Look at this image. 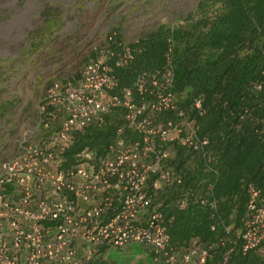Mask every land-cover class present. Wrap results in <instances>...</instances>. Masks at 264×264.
<instances>
[{"label":"built area","instance_id":"obj_1","mask_svg":"<svg viewBox=\"0 0 264 264\" xmlns=\"http://www.w3.org/2000/svg\"><path fill=\"white\" fill-rule=\"evenodd\" d=\"M132 60L126 43L93 48L75 79L53 80L45 89L16 153L0 160V264H95L104 249L130 243L147 248L159 264H207L211 258L216 241L171 243L173 217L156 201L183 182L171 164L177 145L212 171L209 138L179 105L170 55L160 69L137 72L118 87L115 68ZM201 105V98L194 100L199 114ZM113 121L100 149L82 147L66 161L63 152L76 133ZM211 188L198 201L216 209ZM247 193L233 242L242 252L264 241V198L253 185ZM190 196L182 193L175 206L185 207ZM228 253L217 264H225Z\"/></svg>","mask_w":264,"mask_h":264},{"label":"trees","instance_id":"obj_2","mask_svg":"<svg viewBox=\"0 0 264 264\" xmlns=\"http://www.w3.org/2000/svg\"><path fill=\"white\" fill-rule=\"evenodd\" d=\"M211 5L220 11L212 18L193 20L190 13L187 26L159 25L126 43L133 60L114 73L118 87L128 86L137 72L160 69L169 54L179 105L209 138L212 171H205L196 155L177 145L171 164L182 172L183 182L157 195L165 216L173 217L168 227L171 243L181 245L191 237L216 241L207 264L220 263L227 251L225 264H264L259 250L264 241L247 252L241 251L239 241L233 243L248 200L247 187L253 185L264 198V0H211ZM45 14L40 31L51 35L57 20ZM112 35L107 33L106 45L116 49L119 42L108 41ZM197 98L202 100L201 114L193 108ZM114 121L76 133L63 152L66 161L82 147L100 149ZM207 185L212 186L210 198L218 200L216 209L198 201ZM186 191L189 202L178 208L174 202Z\"/></svg>","mask_w":264,"mask_h":264},{"label":"rangeland","instance_id":"obj_3","mask_svg":"<svg viewBox=\"0 0 264 264\" xmlns=\"http://www.w3.org/2000/svg\"><path fill=\"white\" fill-rule=\"evenodd\" d=\"M46 11L57 20L51 35L40 31ZM219 12L211 0H0V160L16 153L49 83L75 79L108 32V41L131 43L159 25L187 26L190 13ZM94 263L159 264L136 243L108 247Z\"/></svg>","mask_w":264,"mask_h":264}]
</instances>
